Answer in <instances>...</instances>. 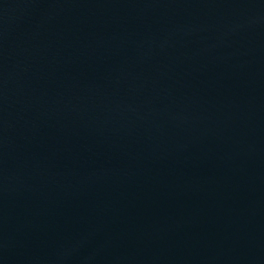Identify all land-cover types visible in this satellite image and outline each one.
Masks as SVG:
<instances>
[{
	"label": "water",
	"instance_id": "95a60500",
	"mask_svg": "<svg viewBox=\"0 0 264 264\" xmlns=\"http://www.w3.org/2000/svg\"><path fill=\"white\" fill-rule=\"evenodd\" d=\"M0 264H264V0H0Z\"/></svg>",
	"mask_w": 264,
	"mask_h": 264
}]
</instances>
